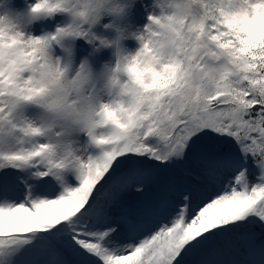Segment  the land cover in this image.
Instances as JSON below:
<instances>
[{"label":"rangeland","instance_id":"374dc122","mask_svg":"<svg viewBox=\"0 0 264 264\" xmlns=\"http://www.w3.org/2000/svg\"><path fill=\"white\" fill-rule=\"evenodd\" d=\"M203 1L0 0V84L13 97L1 112L15 134L0 150L17 168L0 173V234L41 236L21 264H264L258 130L232 125L218 137L229 155L207 153L209 123L233 101L200 89L224 59ZM225 4L230 25L264 29V0ZM184 33L203 38L173 39ZM156 91L167 114L149 108ZM201 100L178 137L171 111L179 122ZM240 138L256 167L230 155Z\"/></svg>","mask_w":264,"mask_h":264},{"label":"trees","instance_id":"16d2710c","mask_svg":"<svg viewBox=\"0 0 264 264\" xmlns=\"http://www.w3.org/2000/svg\"><path fill=\"white\" fill-rule=\"evenodd\" d=\"M206 5L205 16H213L218 18L219 21L216 22V29L214 33L210 34L212 41L216 43L223 50L222 64L220 67L221 74L216 77L215 82L208 84L205 74L202 76L200 89L209 95L212 96L213 91L216 99L214 101L222 100L219 98L231 99L233 102H228L225 109L229 110V115L226 117L227 121L222 119H214L209 123V129L212 130L216 136L217 141L214 140L212 136L206 138L210 141V144L213 145L214 151L207 150V153L215 152L216 155H229L225 152L223 147V140L218 137L222 133L231 131V126L235 125L240 127L241 125L246 128H254L258 130L260 134L261 143L264 145V29L259 28L254 36H250L247 33H243L236 26L230 25L227 21V12L225 10V0H204ZM210 25L208 29H212L214 25L211 21L208 20ZM262 29V30H261ZM188 38V41L181 40L180 37L173 35V39L176 41L187 43L189 47H193L197 44H200L201 39L203 38L201 33L190 34L184 33ZM76 37V36H75ZM79 41V38L76 37ZM80 43H85L84 41H79ZM175 42V44H177ZM180 63V59L177 60ZM225 76L223 77V75ZM195 77L194 75L191 77ZM180 76L171 77L170 82L173 84L178 80ZM223 80V81H222ZM5 85L0 84V139L3 137L14 136L15 134L11 133L8 124L6 123V118L2 114V109L7 102L8 98L11 97L10 94L4 92ZM237 87L238 91H235L234 88ZM4 90V91H2ZM167 95V93L165 92ZM185 95L188 98L187 93H182V96ZM156 99H146L147 102H151L152 105L149 106L153 114H167L163 112L164 109L158 107L159 102H163L159 96V93L156 91ZM184 97V96H183ZM158 98V99H157ZM154 100V101H153ZM217 100V101H216ZM169 105L172 104V109L179 110L177 105L169 102ZM220 103V102H217ZM223 103V102H221ZM199 109H195L193 105H184L183 109L178 114L177 119L179 122L175 121V113L171 111V129L177 131L178 127L181 126V123H192L197 120L200 115H203L205 108L202 104V100L199 101ZM181 109V108H180ZM138 110V108H135ZM200 113V114H199ZM138 115V113H136ZM208 133V131H207ZM209 134V133H208ZM263 134V135H261ZM17 135V134H16ZM178 137V131L176 134ZM238 136V135H235ZM127 138V137H125ZM129 141V140H126ZM248 140H239L238 143L234 144L232 153L235 156H238L239 159L247 160L251 166L256 167L257 163L253 161V158H258L259 154L256 153L258 150L252 151V153L243 152L241 153L242 145L249 144ZM119 146L121 145L118 142ZM211 147V146H210ZM136 150V147L132 144L127 145L126 149ZM264 152V148L262 149ZM170 151V150H169ZM133 155L131 161L133 159ZM136 158V156H135ZM137 159V158H136ZM140 159V156L138 157ZM11 157L0 150V173L2 175H8L11 171L17 169L13 163H10ZM243 161V160H242ZM128 165V164H127ZM58 230L62 231L65 225V221H59ZM56 226V225H55ZM55 226H45L44 228L39 226L41 229L53 232ZM61 226H63L61 228ZM40 235L37 234H12V235H2L0 234V264H21L20 259L23 257L27 259L29 257V248H33V243L37 241V237Z\"/></svg>","mask_w":264,"mask_h":264}]
</instances>
